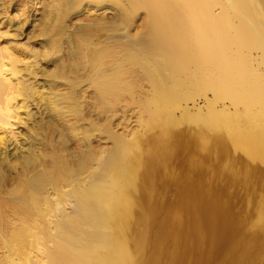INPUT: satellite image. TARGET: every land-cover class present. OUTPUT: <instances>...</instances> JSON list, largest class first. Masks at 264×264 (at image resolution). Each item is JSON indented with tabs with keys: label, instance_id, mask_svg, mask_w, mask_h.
Wrapping results in <instances>:
<instances>
[{
	"label": "bare ground",
	"instance_id": "obj_1",
	"mask_svg": "<svg viewBox=\"0 0 264 264\" xmlns=\"http://www.w3.org/2000/svg\"><path fill=\"white\" fill-rule=\"evenodd\" d=\"M225 181L259 264L264 0H0V264H208Z\"/></svg>",
	"mask_w": 264,
	"mask_h": 264
},
{
	"label": "rangeland",
	"instance_id": "obj_2",
	"mask_svg": "<svg viewBox=\"0 0 264 264\" xmlns=\"http://www.w3.org/2000/svg\"><path fill=\"white\" fill-rule=\"evenodd\" d=\"M189 104V105H188ZM184 105V107H187V108H189L190 110H191V114L192 115H194V116H197L198 118H204V116L205 117H207L208 116V114H209V110H208V107H207V102H206V100H205V98H203V97H196V98H193V101H189V103H187V104H185L184 102L182 103V105L181 106H183ZM189 106V107H188ZM218 107V109L220 108V109H224V108H229L230 110H231V112H234V108H233V106H231L229 103H227L225 106H223V105H221V104H219V105H217ZM227 106V107H226ZM224 107V108H223ZM193 108V109H192ZM177 109V108H176ZM243 110V109H242ZM241 109H240V111H242ZM220 111H222V110H220ZM176 113H177V116H179V115H181L180 114V110H176ZM207 114V115H206ZM204 115V116H203ZM122 115H121V113L119 114V116L113 121V123H114V125H116V124H118V123H120L121 122V125H119V127H118V129L119 130H124V126L126 125L128 128H130V129H132L134 126H135V124H134V122H133V120H130V117H129V121L126 119L125 121L121 118L120 119V117H121ZM193 116V117H194ZM199 116H201V117H199ZM203 116V117H202ZM211 116V115H210ZM210 116H208L207 118H209L210 119ZM123 117V116H122ZM102 120V119H101ZM212 120V119H211ZM128 121V122H127ZM100 122V121H99ZM216 122V121H215ZM122 125H124V126H122ZM125 126V127H126ZM190 127V126H189ZM122 132V131H121ZM75 148H77V145H76V143H74V142H71V144H70V150H73V149H75ZM205 169H206V166L204 167ZM226 182V181H225ZM225 182H223V185H222V183H220V187H219V189L221 190V189H224V191H225V195H224V197H223V201H225V202H227V204L229 205V206H231V209H232V211H231V222H230V224H229V227L226 229V234H225V243H224V241H222L221 240V244H216V246H215V250H213V252H212V256L210 257V259H213V260H210L209 259V261L207 262L208 264H229V262H227L229 259L227 258V254H228V248H229V246H230V242H229V235H231L232 234V232L237 228V224H238V222L239 221H241V219H243L242 217L243 216H245V215H243L244 213H246V205L244 204L245 203V199H244V197H243V193L241 194V192H238V190L236 191V189H233V190H231V187H230V185H228V183L226 184ZM230 184H231V186L233 185L231 182H230ZM230 187V188H229ZM228 190V191H227ZM233 192V193H229V192ZM239 193V194H238ZM229 194H230V196H229ZM236 194V195H235ZM227 195V196H226ZM239 195V196H238ZM226 196V197H225ZM234 196V197H233ZM236 196V197H235ZM244 196H245V194H244ZM231 197V198H230ZM238 198V199H237ZM242 198V199H241ZM237 200V201H236ZM242 202V203H241ZM244 202V203H243ZM240 203H241V206H240ZM234 204L236 205V207L234 206ZM242 205H244V207L245 208H243V206ZM235 208V209H234ZM242 208V209H241ZM239 211H237V210ZM234 211H237V212H234ZM236 213H237V215H238V217L236 216ZM234 217H235V219L237 220V221H235L234 220ZM241 218V219H240ZM237 222V223H236ZM231 227V228H230ZM229 229V230H228ZM222 242H223V244H222ZM220 245H223V246H220ZM220 246V247H219ZM218 248V249H217ZM221 248V249H220ZM215 251V252H214ZM214 254H218V255H214ZM224 255V259H222L221 260V258H223V255ZM220 258H219V257ZM222 256V257H221ZM214 258H216V259H214ZM217 258H219V260L217 259ZM260 259H259V264H264V255H262V256H260L259 257ZM225 262V263H224Z\"/></svg>",
	"mask_w": 264,
	"mask_h": 264
}]
</instances>
